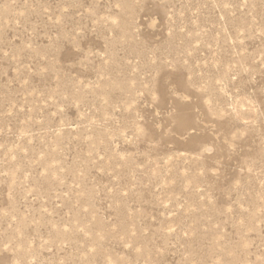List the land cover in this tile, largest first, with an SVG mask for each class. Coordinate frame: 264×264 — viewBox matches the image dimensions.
Segmentation results:
<instances>
[{"label": "rangeland", "instance_id": "1", "mask_svg": "<svg viewBox=\"0 0 264 264\" xmlns=\"http://www.w3.org/2000/svg\"><path fill=\"white\" fill-rule=\"evenodd\" d=\"M0 264H264V0H0Z\"/></svg>", "mask_w": 264, "mask_h": 264}]
</instances>
